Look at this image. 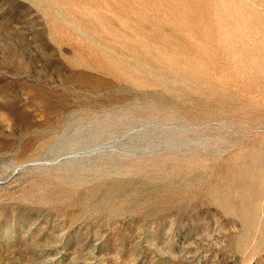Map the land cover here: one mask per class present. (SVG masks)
<instances>
[{"label": "rangeland", "instance_id": "1", "mask_svg": "<svg viewBox=\"0 0 264 264\" xmlns=\"http://www.w3.org/2000/svg\"><path fill=\"white\" fill-rule=\"evenodd\" d=\"M0 264H264V0H0Z\"/></svg>", "mask_w": 264, "mask_h": 264}]
</instances>
